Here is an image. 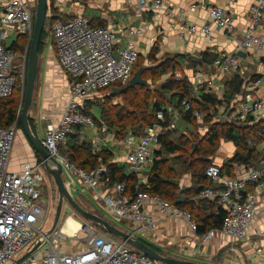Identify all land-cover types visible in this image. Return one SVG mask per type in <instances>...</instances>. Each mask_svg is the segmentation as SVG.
Returning <instances> with one entry per match:
<instances>
[{
    "label": "built area",
    "instance_id": "built-area-1",
    "mask_svg": "<svg viewBox=\"0 0 264 264\" xmlns=\"http://www.w3.org/2000/svg\"><path fill=\"white\" fill-rule=\"evenodd\" d=\"M2 1V0H1ZM55 1V5H57ZM129 3L131 0H126ZM237 0H227L224 5L209 8L210 18L217 28L231 30L233 22L227 11L228 6ZM135 8L140 16L146 8L156 19H169L175 15L170 0H135ZM35 0H3L0 11V98L9 97L15 87L16 75L24 74L26 53L22 62L16 63L17 53L7 46L8 34L24 35L29 40L33 30ZM195 8L191 6V10ZM264 15V0H253L248 9L249 27L242 33L237 48L250 50L261 48L264 33L260 32V22ZM181 37L187 33L194 35L200 31L204 36L210 34L209 26L197 28L186 22ZM50 36L56 45L57 60L61 69L69 76L68 94L59 120L47 124L41 133L36 132L41 146L55 158L67 172L69 192L89 195L102 203L103 208L115 223L125 222L131 226L132 237H148L160 243L156 234L162 223L182 221L188 237L200 242H208L215 237L224 236L232 241L247 238L248 230L258 212L261 190L264 189V154L260 167L246 168L244 176L221 177L220 166L210 164L204 174L220 189L203 188L198 198L214 200L224 210L225 215L220 228H212L197 233V223L189 211L181 209L159 195L144 191L129 194L124 182H111L108 169L100 164L93 169H83L71 162L60 152L68 135L76 126L92 128L95 123L91 116L83 112L81 99L87 93L98 91L115 83H126L139 57L134 37L140 28H118L91 26L89 19L80 14L69 18H54L50 23ZM126 38L123 47L116 45L118 35ZM212 66L220 75L243 73L245 66L235 52H219L212 60ZM264 66V59H263ZM176 80H182L181 72L174 73ZM197 88H201V82ZM256 86H263L257 96L247 94L244 100L234 101L231 115L226 121L245 122L249 117H257L264 109V76L255 79ZM207 94L208 88L201 90ZM190 98L179 101L182 111H190L196 120L205 115L203 110L191 109ZM177 109L169 105L166 115L172 116L166 122L164 111L157 112V119L166 122L154 123L146 131L136 136L125 134L115 142L119 154L128 165L129 171L141 178L146 165L157 160L156 151L160 146V136L165 131L175 130L174 115ZM19 115V113H18ZM18 115L8 126H0V264H166L130 248L123 241H114L95 230L92 224L79 223L75 230H62L57 225L47 232L35 228L43 222L44 209L41 206V188L45 179L43 161L30 164L25 161L17 172L8 170V162L14 138L18 129ZM218 117V114L216 118ZM220 121V120H219ZM102 131L105 128H101ZM110 137V134L108 133ZM110 139V138H108ZM64 181V179H63ZM251 186L248 189V186ZM72 187V190L69 188ZM153 208L152 212L147 210ZM159 235V234H157ZM34 246V250L27 253ZM27 253V254H26ZM26 254L23 258L22 256Z\"/></svg>",
    "mask_w": 264,
    "mask_h": 264
},
{
    "label": "crops",
    "instance_id": "crops-1",
    "mask_svg": "<svg viewBox=\"0 0 264 264\" xmlns=\"http://www.w3.org/2000/svg\"><path fill=\"white\" fill-rule=\"evenodd\" d=\"M2 1L0 0V11L2 9ZM55 1L56 0H51L49 8L47 9V22L46 28L44 27L45 34L43 37L45 42L43 41L42 50L38 53L37 73L32 100L28 110V117L32 122L30 125L32 127L31 130L34 131L35 135L36 132L41 133L47 124H53L59 120L68 94L69 76L59 66L56 45L49 31L50 20L54 18L66 19L74 14L86 16L92 25H101L114 30L118 28H140L141 31L134 37V42L141 56H147L149 52L156 47V59L164 60L165 58H172L176 54L188 57L190 62L184 59L181 64H179L182 69L179 72L188 79L192 85V91L195 94L208 88L210 91L207 94L216 97L218 100H222L225 90L229 87L228 82L233 78V74H238L242 80L239 92L234 95L229 103H225L224 101L219 103L216 113V116L218 114L216 118L217 121L222 119H224L223 122L226 121L225 118L231 115V107H233L234 101L244 100L247 94L257 96L263 91V86H256L254 82L258 76H264V44L258 50L252 48L247 51L237 48V42L241 40L242 33L249 27L248 9L253 0H237L228 6L227 11L233 22V28L231 30L217 28L215 24H213L209 14V8L211 6L215 4L224 5L227 0H170L175 15L169 19H156L149 8H146L139 16L135 8V0H131L130 3L126 0H59L57 1V5L54 6ZM150 1L151 0H148V2ZM192 5L195 6L193 10H191ZM186 22L194 24L197 28L203 25L209 26L210 34L204 36L200 31H197L194 35L184 33L183 37H181L180 33ZM260 30L261 33H264V15L260 22ZM13 34L14 36L10 38ZM117 35L118 40L116 45L118 47H123L126 38L119 34ZM17 37H19V35L16 33H9L5 44L11 46ZM29 41L30 40L27 38V42ZM223 51L235 52L237 54L240 61L245 66L243 73L237 72L220 75L212 66V60L210 63L203 61L210 57L212 59L217 53ZM158 53L164 55L158 58ZM204 54L208 56H204ZM165 76L168 77L166 74ZM253 76H255V78L251 80ZM200 82L201 88H197L196 86H199L198 83ZM125 85V83H119V85L117 84L87 93L86 96L81 99L83 109L94 115L93 109L95 106H98V111L100 113L99 109L101 102L107 96L113 95V98L120 97L119 94L123 92ZM114 87L120 88L121 91L114 92L112 89ZM101 93L107 94L101 96ZM180 111L181 109L179 110L178 108L177 114L174 115L176 132L178 129L177 123H179V128L182 130L180 134L177 135L176 133V136L196 132L198 134H203L207 131L206 125L203 124L201 120L199 121L194 118L189 122L183 118L182 112L184 111H181V113ZM170 117L173 119L172 116ZM97 118H99V116H97ZM260 119L264 121V109L254 118V120ZM99 124L98 126L94 125L92 128L81 127L79 135H76L78 144L85 142L89 144L95 152L105 151L109 155L108 161L110 163L117 164L123 168L122 170L126 174H130L131 172L128 169V165L118 153L120 147L115 141L119 138H117L115 133L109 130L101 121ZM101 128L105 129L102 131ZM89 132L90 134L88 135ZM75 134L76 133H73L72 135ZM15 140L14 138L8 162L9 171H19L22 163L25 161H28L30 164L40 162L39 156L35 154L30 147L25 136L24 141L33 151V154L26 153L28 150L23 140ZM257 148L260 152H264V139L257 145ZM235 150L236 147L233 142L221 140L215 155L210 161L211 164L214 163L222 166L225 160L234 154ZM152 163L153 162L147 164L149 168L142 170L141 178L136 176V188L148 186L146 181L147 173ZM260 166L261 164L259 161L254 167ZM246 168L248 167L244 165H233L232 176H244L247 170ZM175 183H177L179 187L182 185L186 186V188L182 190L183 197V191L194 186L192 176L187 173L181 177H177ZM213 186L214 188H220L221 185L213 184ZM249 187L251 188V186ZM69 188L72 190L71 186H69ZM69 193L71 194V192ZM76 194L78 195L77 198H74L72 194L71 196L82 208L87 211L93 209L98 210L92 213L103 215L102 218L106 219L110 224L129 234L131 226L125 222H113L103 208L101 202L96 201L94 198L92 199L89 195ZM72 209L70 208V211H72L71 214L73 215L74 209ZM147 210L152 212L153 208L148 206ZM89 224H92L97 231L103 234L106 233L103 228H97L93 222ZM187 233L184 223L179 220L160 224L157 233L159 234L160 243H154L148 237L136 236L135 238L144 240L154 246L156 248L155 251L163 256L178 260H190L201 264H264V189L261 190L258 212L248 230L246 239L232 241L227 237L218 236L204 243L195 238H188ZM118 239L119 242L122 241V239ZM129 247L132 248L131 246ZM223 251L225 252V258L228 256L227 261L222 256Z\"/></svg>",
    "mask_w": 264,
    "mask_h": 264
},
{
    "label": "trees",
    "instance_id": "trees-1",
    "mask_svg": "<svg viewBox=\"0 0 264 264\" xmlns=\"http://www.w3.org/2000/svg\"><path fill=\"white\" fill-rule=\"evenodd\" d=\"M50 3L51 0H48V8ZM46 22L47 19L45 20V23ZM90 25L101 26L92 25L91 23ZM44 34L45 30L43 28L38 53L42 50ZM28 45L29 42H27V37L19 35L10 47L13 48L17 54L18 52L24 54L28 50ZM156 53L157 48L154 47L147 55L149 61L156 60ZM204 56L208 55L204 54ZM140 57L141 54H139L138 58ZM184 59L186 61L189 60L190 62L188 57L176 54L172 58H165L154 66L142 65L145 66V69L143 70L141 77L148 83V86L136 85L130 87L127 82L125 83L126 85L123 92L119 94L120 98H123L124 103L113 104V95L110 94L111 96H107L100 104L99 118H96L84 109L83 112L93 118L95 125H100L99 123L101 121L109 130H112L115 133L117 138H122L127 133L140 136L154 123H159L161 125L165 124L170 119V117L166 115V107L172 105L175 108L178 107L180 110L179 101L184 98H190V95L193 92L192 85L184 75L183 79L180 81L174 78V73L182 70L179 64H181ZM213 59V57L212 59L210 57L203 61L210 63ZM135 66L136 64L133 67V72L135 71ZM165 74L168 75V77L162 83V88L158 90L157 94L155 89L150 88L151 83L148 81L156 82L159 80L160 76ZM254 78L255 76H253L251 80ZM17 81L16 78L15 86ZM241 82L242 80L240 76L238 74H233V78L228 82L229 87L225 90L222 100H218L212 95L203 94L201 92L195 94V98H191V109H199L205 112L201 122L206 125L207 131L203 134H198L196 132L192 134L186 133L180 136H176V130L163 132L160 136L159 149L156 151V156H158L159 159L154 160L151 164L150 170L147 173L146 181L148 186L146 187L141 186L136 188V176L132 173L126 174L122 170V167L110 163L108 161L109 155L105 151L95 152L92 147L85 142L78 144L76 135H79L81 127L76 126L74 128L73 133H76L75 135H72L73 133L68 135L65 144L60 148V152L67 155L68 159L79 168L89 170L96 168L100 164L105 165L111 177V182H124L126 184V191L129 194L136 192L137 189V191L159 195L171 203L177 199V191L180 188L178 184L175 183L177 177H181L186 174L187 171L191 172L194 186L183 191L184 202L181 205H178V207L184 208L190 212L197 223L198 234L212 228H220L225 212L221 206L218 205L217 199L208 200L198 198V194L203 188L208 187L220 189L219 187L214 188L213 183L204 174V169L211 164V160L203 161L198 157L212 158L215 155L221 140L233 142L236 147L234 154L226 159L223 165L220 166L221 177H233V165H244L245 167L256 166L264 154V152H260L257 148V145H259L264 139L263 120H254V118L251 117L245 122H220L214 120V115L217 113L216 111L219 103H222L221 101L229 103L234 95L239 92ZM24 83L25 70L23 85ZM117 84L119 85V83H115L111 86ZM22 95L23 91L11 98H0V126L6 127L16 119ZM158 111H164L166 122L157 119ZM182 113L183 118L187 121L191 122L194 119L190 111ZM29 124H32L30 119ZM18 128L21 129L19 119ZM193 144L194 148L192 150ZM162 154L173 155V159L169 162L167 158L162 157ZM177 163H181V167L187 166V168H184L181 171L179 170ZM198 165H206V168L202 169L198 167ZM249 186L248 189L250 188ZM74 213H76L75 210ZM98 216L102 217L101 214H98ZM89 223L92 222L87 220L82 224ZM141 241L156 250L154 246L146 241Z\"/></svg>",
    "mask_w": 264,
    "mask_h": 264
},
{
    "label": "water",
    "instance_id": "water-1",
    "mask_svg": "<svg viewBox=\"0 0 264 264\" xmlns=\"http://www.w3.org/2000/svg\"><path fill=\"white\" fill-rule=\"evenodd\" d=\"M47 9H48V0H35L33 30L26 55L25 83H24L22 100L18 112L19 113L18 117L23 135L28 140L29 145L33 149L35 154H37L39 158L43 161L45 171L50 175L56 186V190L58 194V203L56 207L54 220L49 230L55 227L58 222L60 209H61V202L62 199L64 198L67 204L71 208H73L82 218L99 225L107 233L112 234L114 236H118L120 239H122L123 242H125L126 244L137 250L138 252H141L153 259L160 260L166 264H201L190 260H178L163 256L162 254L156 252L149 245L145 244L143 241L139 240L138 238L132 237L130 234H127L119 230L117 227L110 224L106 219L82 208L75 201V199L71 196V194L65 187L61 165L55 158L51 157L48 154V152L41 146L37 136L31 130L29 124V117H28V110L30 108V104L32 100L34 82L37 73L38 47H39L41 33L43 31L44 23L47 17ZM144 69L145 66H140L132 73L128 81V85L130 87H134L136 85L148 86V83L141 77ZM112 89L114 92L121 91V89L118 87H114ZM193 148H194V144L192 145V150ZM198 158L203 161H208L212 159L201 156H199ZM185 188L186 186L182 185L180 189L177 191V199L173 202L174 205H180L184 202L182 190ZM33 250H34V246L27 253H30ZM26 254H24L22 258Z\"/></svg>",
    "mask_w": 264,
    "mask_h": 264
},
{
    "label": "rangeland",
    "instance_id": "rangeland-1",
    "mask_svg": "<svg viewBox=\"0 0 264 264\" xmlns=\"http://www.w3.org/2000/svg\"><path fill=\"white\" fill-rule=\"evenodd\" d=\"M44 27L46 28V23H45V26ZM13 36H14V34L11 35L10 38L13 37ZM43 41L45 42V39H43ZM22 55H23L22 52H18V54L16 56L17 58H15L16 59V63L22 62V58H21ZM26 55H27V52H26ZM162 55H164V54L158 53L157 54V57L159 58ZM161 61L162 60H160V59H156L155 61H151V60L149 61V59H148L147 56L144 57L142 55L140 58H138V60L135 63L136 64L135 70L139 66H142V65L154 66L158 62H161ZM25 68H26V62H25ZM16 78H17L18 81H17L16 86H15L13 92H12V95L10 97H7V98H11L12 96H16L17 94H20L23 91V87H24V85H23V82H24V74L21 75V72H20V74L18 73L16 75ZM166 79H167V77L165 75H162V76H160L159 80H157L156 82L149 80L148 82L151 83L150 88L155 89L156 92H157V94H158V90H160V88H162L161 85H162V83ZM106 94L107 93H101L100 95L103 96V95H106ZM112 103L113 104H117V103L122 104V103H124V100H123V98L116 97V98H113ZM93 113L96 116V118H97V116H99L98 106H95L94 107ZM214 120H216V115H214ZM223 121H224V119L220 120V122H223ZM177 127H178V129H177V132L176 133L178 135V134H180L182 132V130H181V128H179V123H177ZM22 134L23 133L21 132V129L19 128L17 130V134H16V137H15L16 140L15 141H17V140L19 141V139L21 141L22 140L24 141V136ZM89 134H90V132L88 133V135ZM24 144L26 145L25 141H24ZM26 148L28 150V152H26L27 154H31L33 152L27 145H26ZM263 151H264V149H263ZM162 157L167 158V160L169 162H171V160L173 159V155H165V154H162ZM158 159H159V157H158ZM172 163H173V161H172ZM195 165H197V164H195ZM177 166H178L179 170H181V171L184 168H187V166H185V167L182 166L181 167V163H179V164L177 163ZM198 167H200V168L203 169V168H206V165H198ZM147 168H149L148 165H146L145 169H147ZM43 171H44V169H43ZM187 174L191 175V172H188L187 171ZM62 175H63V179H64L65 184H68V175H67V172L66 171H63V174ZM76 193L77 192H72L71 191V194L73 195L74 198H77L78 197V195ZM39 203L43 207L45 214H44L43 222H37L35 224V228H37V229L38 228H41V231L42 232H47L51 228V226H52V223H53V220H54V216H55V212H56L57 203H58V194H57L56 186H55L52 178L49 175L48 176H45V179L43 181V185H42V188H41V199H40V202ZM70 208L71 207L67 204L66 200L63 198L62 199V202H61L60 216H59L57 225H63L64 220L68 216L72 217L78 223H83V222L85 223L87 221L84 218H82L77 212L72 215L71 214L72 211H70ZM88 211H90V212H97L98 210H94L93 209V210H88ZM94 225L97 228H99V229L101 228L97 224H94ZM94 229L97 230L96 228H94ZM105 235L108 238H110V239H112L114 241H117V242L119 241V239H118L119 237L118 236H114V235L109 234L107 232L105 233ZM156 236L159 237V235H157V234H156ZM188 238H191V237H188ZM222 253H223V255H222L223 258H225V254H224L225 252L223 251ZM227 257L228 256H226V258H225L226 261H227Z\"/></svg>",
    "mask_w": 264,
    "mask_h": 264
},
{
    "label": "bare ground",
    "instance_id": "bare-ground-1",
    "mask_svg": "<svg viewBox=\"0 0 264 264\" xmlns=\"http://www.w3.org/2000/svg\"><path fill=\"white\" fill-rule=\"evenodd\" d=\"M78 224L79 223L76 220H74L72 217L68 216L66 218L64 225L62 226V230L66 231V232H68V230H75L78 227Z\"/></svg>",
    "mask_w": 264,
    "mask_h": 264
},
{
    "label": "flooded vegetation",
    "instance_id": "flooded-vegetation-1",
    "mask_svg": "<svg viewBox=\"0 0 264 264\" xmlns=\"http://www.w3.org/2000/svg\"><path fill=\"white\" fill-rule=\"evenodd\" d=\"M46 171H45V169H44V173H45ZM49 174L46 172V175L45 176H48ZM50 176V175H49ZM60 216V215H59Z\"/></svg>",
    "mask_w": 264,
    "mask_h": 264
}]
</instances>
